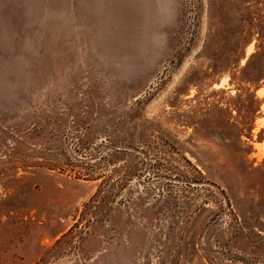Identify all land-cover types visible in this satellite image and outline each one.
<instances>
[{
	"label": "rangeland",
	"instance_id": "rangeland-1",
	"mask_svg": "<svg viewBox=\"0 0 264 264\" xmlns=\"http://www.w3.org/2000/svg\"><path fill=\"white\" fill-rule=\"evenodd\" d=\"M263 42L264 0H0V264H264ZM104 137L158 167L108 219Z\"/></svg>",
	"mask_w": 264,
	"mask_h": 264
},
{
	"label": "trees",
	"instance_id": "trees-1",
	"mask_svg": "<svg viewBox=\"0 0 264 264\" xmlns=\"http://www.w3.org/2000/svg\"><path fill=\"white\" fill-rule=\"evenodd\" d=\"M264 43V42H263ZM262 45V42L258 44V47L260 48ZM255 52L250 55L248 62L246 63V66L249 65L250 60L256 56ZM107 139V140H106ZM100 148L95 150L94 152L89 153V157L85 160H80L81 163H85L83 167L84 172L80 173V171L77 173L79 175L84 176L85 179H91V180H97L100 179L98 182L95 191L89 196V198L83 203V208L81 212L94 210L95 208H101L103 210V214L105 219H108L111 215V205L112 203H115V196L118 193L119 189L123 186L124 183H109L106 176L104 174L100 175L98 172L102 169V167H108L112 165V171L118 172L119 169L115 167L116 163L123 158V153L127 155L125 159V163L121 165L122 172L124 173V176H122L121 181L126 180L128 177H131L133 175H136L141 170L140 164L142 163V160H140L138 154L142 152L148 159V164L151 170H158L157 167V159H152V157H149V152L141 151L142 149H139V147L136 144H133L131 141H128L127 139H108L106 137L102 138L100 140ZM77 146L81 149H85L87 146L85 143H78ZM94 160H92V159ZM182 160L185 161L184 169L179 167H174V170H171L170 172L164 174L163 178L170 180V179H176L182 181L185 185L188 187L195 186L198 183H209L206 181V179L203 177L201 172L185 157L181 156ZM154 165L156 167H154ZM52 167L54 168L56 165L52 164ZM173 171V172H172ZM156 172V171H155ZM99 174V175H97ZM77 175V177H80ZM83 178V177H82ZM222 192L221 190H219ZM168 194H171L169 192ZM223 194V193H222Z\"/></svg>",
	"mask_w": 264,
	"mask_h": 264
}]
</instances>
